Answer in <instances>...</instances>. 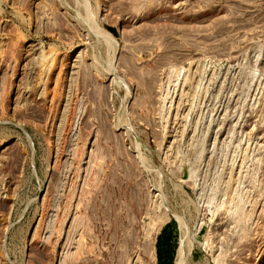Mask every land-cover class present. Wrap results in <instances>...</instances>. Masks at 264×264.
I'll list each match as a JSON object with an SVG mask.
<instances>
[{"label":"rangeland","instance_id":"rangeland-1","mask_svg":"<svg viewBox=\"0 0 264 264\" xmlns=\"http://www.w3.org/2000/svg\"><path fill=\"white\" fill-rule=\"evenodd\" d=\"M0 264H264V0H0Z\"/></svg>","mask_w":264,"mask_h":264}]
</instances>
